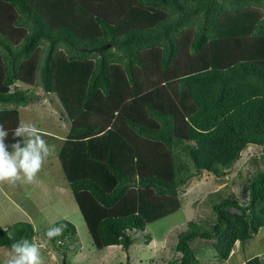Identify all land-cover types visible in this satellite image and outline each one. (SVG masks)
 <instances>
[{
    "label": "trees",
    "instance_id": "trees-1",
    "mask_svg": "<svg viewBox=\"0 0 264 264\" xmlns=\"http://www.w3.org/2000/svg\"><path fill=\"white\" fill-rule=\"evenodd\" d=\"M41 93L70 126L59 158L94 246L129 252L130 233L179 211L194 177H222L249 146L264 147V0H0L7 143ZM245 191L248 203L214 205L209 231L190 222L170 264H198L197 239L222 261L252 240L264 227V171ZM61 223L54 244L79 240ZM36 237L31 223L0 226L9 250Z\"/></svg>",
    "mask_w": 264,
    "mask_h": 264
},
{
    "label": "rangeland",
    "instance_id": "rangeland-1",
    "mask_svg": "<svg viewBox=\"0 0 264 264\" xmlns=\"http://www.w3.org/2000/svg\"><path fill=\"white\" fill-rule=\"evenodd\" d=\"M45 48V45L40 48L37 58L44 57ZM17 86L30 88L22 83ZM36 96L37 101L20 108L21 121L39 128L48 143L55 145V152L32 183H0V226L11 233L15 224L31 223L45 264H170L182 256L177 252V245L180 234L189 230L190 222H194L199 231H209L216 220L214 205L232 195L242 203H248L249 194L245 188L254 174L264 171V147L251 145L233 169L226 171L222 177L207 172L193 178L181 190L182 207L179 211L150 223L145 231L131 232L134 244L129 252L120 246L98 250L93 244L59 158L64 146V132H68L70 126L62 120L56 103H52L53 97L51 99L42 93ZM62 221H68L76 227L79 240H72L74 244L68 239L62 245L60 242L54 244L46 238L47 228ZM148 235L152 239L151 243L148 242ZM198 241L207 242L203 239L191 242L198 264H245L255 256L264 264V227L252 240L239 243L228 261L216 257L212 243ZM9 252L8 248L0 247V264H3Z\"/></svg>",
    "mask_w": 264,
    "mask_h": 264
},
{
    "label": "clouds",
    "instance_id": "clouds-1",
    "mask_svg": "<svg viewBox=\"0 0 264 264\" xmlns=\"http://www.w3.org/2000/svg\"><path fill=\"white\" fill-rule=\"evenodd\" d=\"M9 135L10 131L0 123V183L13 185L17 182L32 183L48 158L54 154L55 145L49 144L44 134L34 124L23 121L11 130L14 140L11 144L6 142ZM66 226L61 223L48 227L45 232L46 238L52 240L61 236ZM147 237L151 243V237L149 235ZM239 243L237 242L236 246ZM3 264H45V260L41 246L35 239L31 241L22 239L11 244L10 252L3 260Z\"/></svg>",
    "mask_w": 264,
    "mask_h": 264
},
{
    "label": "water",
    "instance_id": "water-1",
    "mask_svg": "<svg viewBox=\"0 0 264 264\" xmlns=\"http://www.w3.org/2000/svg\"><path fill=\"white\" fill-rule=\"evenodd\" d=\"M110 47H111V44L106 45L105 47L99 49V51L101 52V51H103V50H107V49H109Z\"/></svg>",
    "mask_w": 264,
    "mask_h": 264
},
{
    "label": "crops",
    "instance_id": "crops-1",
    "mask_svg": "<svg viewBox=\"0 0 264 264\" xmlns=\"http://www.w3.org/2000/svg\"><path fill=\"white\" fill-rule=\"evenodd\" d=\"M256 257H258V256H255V257H253V258H256ZM253 258H252V259H253ZM229 259H230V258H229ZM249 260H251V259H248V261H249ZM245 264H246V263H245Z\"/></svg>",
    "mask_w": 264,
    "mask_h": 264
}]
</instances>
